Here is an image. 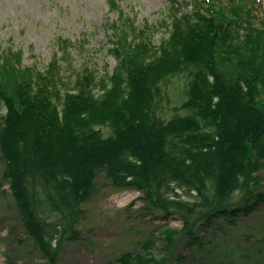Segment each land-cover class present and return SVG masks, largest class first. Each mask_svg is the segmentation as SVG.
<instances>
[{
	"label": "trees",
	"instance_id": "trees-1",
	"mask_svg": "<svg viewBox=\"0 0 264 264\" xmlns=\"http://www.w3.org/2000/svg\"><path fill=\"white\" fill-rule=\"evenodd\" d=\"M167 3L158 23L138 25L118 1H107L117 13L107 22L111 74L86 68L66 80L67 40L45 70L24 65L21 50L0 46L2 179L22 229L50 264L64 242L80 239L76 222L99 175L117 190L140 192L145 210L183 221L180 231L163 232L169 257H157L145 242L143 253L105 264H167L170 257L205 264L202 256L211 257L218 243L214 232L199 235L197 220L214 231L217 219L234 227L264 208L263 0ZM179 75L186 99L165 118L163 88ZM180 233L189 253L173 257ZM242 252V264H264V241Z\"/></svg>",
	"mask_w": 264,
	"mask_h": 264
},
{
	"label": "rangeland",
	"instance_id": "rangeland-1",
	"mask_svg": "<svg viewBox=\"0 0 264 264\" xmlns=\"http://www.w3.org/2000/svg\"><path fill=\"white\" fill-rule=\"evenodd\" d=\"M108 0H0V46L21 50L23 64L36 63L45 70L54 52L63 55L61 40L70 43L68 55L62 57L61 71L66 80L82 73L86 68L97 75L111 74L115 67L109 55L111 30L107 22L117 13L109 11ZM124 13L136 20V24L158 23L165 14L167 0H116ZM180 1V0H179ZM190 1V0H189ZM264 4V0H263ZM165 35L163 30L153 37L158 42ZM186 78L179 75L172 78L163 88L170 100L162 101L161 115L170 118L172 107L186 99L184 95ZM104 135L109 129L101 128ZM5 164L0 157V264H50L25 234L19 222L9 186L3 183ZM261 191L264 192V173L261 175ZM236 193L230 200L234 206L241 197ZM142 194L136 190H117L104 176L96 178V190L83 206V214L76 222L79 240L66 241L61 245L56 264H105L114 261L124 253H143L142 245L147 242L157 257L166 255L164 235L166 229L181 230L183 221L177 216L164 217L159 211L144 209ZM194 221L193 217L191 218ZM216 229L203 231L200 220L196 231L200 236L212 232L218 245L216 252L206 259L205 264H242L241 259L247 246L261 249L264 241V208L250 217L241 219L236 226H229L223 220H216ZM250 240V241H249ZM172 256L185 257L189 253L186 237L180 233L175 238ZM210 245L209 247H212ZM251 250V249H250ZM169 257V255H166ZM188 261L172 260L167 264H187ZM192 264H199L192 261ZM204 264V263H202Z\"/></svg>",
	"mask_w": 264,
	"mask_h": 264
}]
</instances>
